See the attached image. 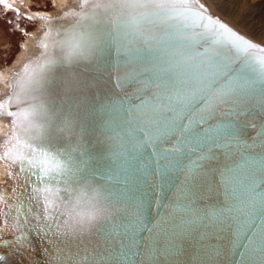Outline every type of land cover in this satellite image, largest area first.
I'll return each mask as SVG.
<instances>
[{"label": "snow or ice", "instance_id": "obj_1", "mask_svg": "<svg viewBox=\"0 0 264 264\" xmlns=\"http://www.w3.org/2000/svg\"><path fill=\"white\" fill-rule=\"evenodd\" d=\"M4 3L5 0H0V4ZM82 7L103 11L90 16L87 25L81 22L71 29L74 36L83 31L86 37L53 39L50 45L41 43L49 53L47 64L43 66L46 71L26 83L24 95L34 96L48 78L47 72L55 66L68 70L66 94L82 92L88 85L89 74L100 73L103 57L115 48L122 57L123 68L131 66L133 70L116 76L124 95H119L113 85L111 95H107L100 105L104 119L101 122L103 139L99 143L104 146L109 161L104 177L106 182L99 185L94 182L98 173L93 164L99 161H94L81 143L79 104L67 115H50L43 102L24 113H6L14 117V128L17 126L15 118H23L27 122L26 132L44 129L67 140L64 153H58L63 163L56 164L62 173L67 174L66 200L73 194L72 186L79 185L77 190L81 200L85 193H90V203L96 201L111 210L109 218L94 225L86 222L83 213L77 219L68 212L65 227L81 237L95 232L108 239L121 229V236H128V243L121 239L124 251L90 253L84 248L73 254L72 264L77 261L79 264H97V261L100 264H120V261L136 258L141 264H155L161 255L170 256L178 250L177 238L190 233L193 225L207 227L205 221L213 219L220 221L216 227L221 230L234 231L232 247L243 249L234 253L240 257V264H264V223L256 227L257 220L264 221V154L255 160H246L250 167L224 165L219 175L226 195L218 208L193 211L194 206L181 204L180 198H186L181 185L178 190L180 198L170 206L165 217L151 226L143 219L146 201L134 198L127 186L129 168L143 148L153 149L156 170L162 176L177 169L193 179L199 174V161L204 159L201 149L206 146L209 152L222 150L226 160L236 155L228 151L236 144L235 139H229L236 136L233 125L219 122L202 131L200 126L209 124L222 110L221 106H224L226 115H236L240 111L246 113L244 104L248 93L256 90L257 85H260V102L264 111V57L257 59L248 55L252 50L264 53V47L210 16L191 13L197 15L201 23H190L187 19L190 13L181 10L198 8L200 13H206L208 8L199 0H96L94 5L89 4V0H82ZM16 15L20 16V13ZM69 15L76 16L77 13ZM24 19L30 20L31 17ZM198 28L203 30L197 31ZM57 35L63 33L57 32ZM259 39L264 41V31ZM51 47L57 49L55 55L50 54ZM239 61L242 63L237 67ZM133 83L139 86L129 94L126 87ZM3 109L4 104L0 103V113ZM33 119L41 123H33ZM250 126L256 127L254 123ZM28 140H31L30 136ZM28 140L14 131L8 143L15 146L16 156L13 151H7L0 159L12 157L10 162L15 164L16 157H19L24 162L23 153L17 150L30 148ZM246 147L264 149V124L259 126L256 140ZM33 151L35 149L30 148V152ZM197 152L200 156L191 159ZM33 162L27 161L29 164ZM142 171L146 173L143 181L147 183L153 171L148 166ZM145 231L151 233L148 240L144 241L142 237L138 240L137 237ZM207 235L203 233L201 238ZM24 238L21 236L13 242L14 250L22 247ZM0 247L8 248L9 245L3 242ZM5 260L6 256L0 255V264Z\"/></svg>", "mask_w": 264, "mask_h": 264}, {"label": "water", "instance_id": "obj_2", "mask_svg": "<svg viewBox=\"0 0 264 264\" xmlns=\"http://www.w3.org/2000/svg\"><path fill=\"white\" fill-rule=\"evenodd\" d=\"M96 0H89V4L94 5ZM199 3L204 4L202 0ZM206 13H200L198 8L181 10L188 11L190 15L187 17L190 23L200 24L197 15L210 16L212 19H219L222 23L231 27L239 35H243L252 43H256L259 47H264V44L258 43L243 34L235 27L214 15L209 7ZM103 10H97L94 7L70 8L62 16L46 17V31L40 39L41 43L50 45L53 39H79L86 37V33L81 31L78 36L71 33V29L77 23H89V17L94 13ZM76 12V16H70L69 13ZM185 19V17H181ZM206 23V21L204 22ZM203 29L198 28L197 31ZM57 32L63 35H57ZM51 33V36H49ZM48 37V39H45ZM37 57L27 62L12 78V90L8 97L0 103L4 104L2 115L7 112L24 113L31 110V107L41 102L45 103L49 109V114L59 113L67 115L68 111L79 104V112L82 117V122L78 127V131L82 136L81 143L87 149L90 157L94 158L93 166L97 170V177L94 182L97 185L105 183V174L109 161L106 159L104 146L99 143L103 139L101 136V122L104 119L100 105L101 101L107 95H111L113 85L119 95L123 96L124 92L120 90V81L116 80L117 74H124L132 71V67L123 68L122 57H120L115 48H112L103 57L102 68L100 73H91L88 77V85L84 90L66 94L65 80L67 69L62 66H55L51 71L47 72L48 78L43 81V87L39 88L34 96H25L24 87L26 83L39 77L46 69L47 55L43 48ZM57 49L50 48V54L55 55ZM248 55L257 59L264 57V53L252 50ZM242 61L237 63L240 66ZM257 68L259 65H256ZM27 69V71H26ZM111 76V79L109 77ZM139 85L133 83L126 87V91L131 94ZM260 85H257L256 90L248 93V99L244 104L247 110L240 111L236 115H226L224 106H221V111L209 124L201 125V131L211 125H217L219 122L234 126L236 132V144L230 148L229 152L236 153L231 159L226 160L222 150H212L209 152L207 146L201 151L204 153V159L199 161L197 169L198 175L195 179L187 176L186 172H180L177 169H172L169 174L162 176L160 171H157V165L154 163L153 149L151 147L143 148L140 151L136 160H133L127 174L128 187L131 189L134 198H143L146 203L144 206V221L148 226L161 220L168 213L170 206L180 198L179 189L184 186V197L180 198V203L183 205H192L193 211L199 209H215L221 206L225 199L224 185L221 183L220 170L225 164H230L235 168L238 164L250 167L246 164V160L251 161L259 158V155L264 154V149L259 147L249 149L246 146L251 145L257 138L259 126L264 124V111H262L260 102ZM12 104L9 105V101ZM136 103V101H133ZM67 110V111H65ZM12 120L14 117H10ZM17 126L11 129V134L4 141V145L0 149V157L7 151H13L14 145L8 143L12 140V133L15 131L18 136L24 140H28L30 148L18 149L24 155V162L16 157V163L12 164L8 160L2 159L10 166L11 175L14 179L13 188L2 186L1 199L4 203L2 210V224L0 225V243L7 242L9 247H0V255H5L6 260L3 264H72L74 259L73 254L77 250L83 251L84 248L91 252H103L105 254H116L124 251L121 245V239L124 243H128V236H121L122 229L114 233V236L105 239L103 236L97 235L95 232L87 236H79L71 229L65 227V222L69 217L66 215L69 209L76 208L79 213H86L88 206L82 202L77 204L80 199V192L77 190L80 186H72L73 194L66 200L64 189L69 187L67 174L62 173L56 166L57 163H63L58 153H64L68 143L64 138L50 134L49 131L33 129L26 132L27 122L23 118H15ZM60 117L56 120L59 122ZM33 123H41L37 119H33ZM187 123V121H185ZM254 123L256 127L250 126ZM167 147V145H165ZM13 156L16 152L13 151ZM200 156V152L195 153L191 159L195 160ZM28 160H33L32 164L27 163ZM190 161H186L189 163ZM43 165V167H42ZM150 167L153 175L148 178V182L144 183L143 177L146 174L142 171L144 167ZM15 173V176L13 175ZM123 187L124 184L122 183ZM86 194V193H85ZM84 194L83 199L88 197ZM239 191H237V196ZM71 200V204H69ZM183 211H187L184 209ZM207 227L193 225L190 233L177 238L178 250L170 255H161L155 261V264H240V257L235 255L236 251L243 249H234L232 247L235 238L234 231L221 230L216 225L220 224L219 220H206ZM264 221L257 220L256 227L258 228ZM49 225H54L50 229ZM47 229L45 232L44 230ZM203 233H208L204 238ZM129 235L131 233L129 232ZM150 232L141 233L144 241H147ZM24 236L22 247L16 251L14 241L17 238ZM76 264H79L77 261ZM100 264V261H97ZM120 264H141V261L136 258L132 260L120 261Z\"/></svg>", "mask_w": 264, "mask_h": 264}, {"label": "bare ground", "instance_id": "obj_3", "mask_svg": "<svg viewBox=\"0 0 264 264\" xmlns=\"http://www.w3.org/2000/svg\"><path fill=\"white\" fill-rule=\"evenodd\" d=\"M55 6L54 12L45 11H26L24 17H31L29 21L37 23V29L32 33H29L26 42L22 43V50L17 60L13 65L6 69L0 70V87L4 88L2 95L0 96V102L8 97L12 90V78L13 76L24 67L28 61L37 57L43 52L40 46V39L46 31L45 18L46 17H59L62 16L70 8H80L82 6V0H51ZM203 1V0H202ZM17 0H14L15 5L9 4L10 8L17 11L19 7ZM27 4H31V0H26ZM212 13L213 10L208 3H205ZM232 6H219L218 11L236 26L232 25L231 22L220 17L240 32L241 29L246 30L253 36L250 37L254 41L260 37L262 31H264V0L256 1L253 3L251 0H233L231 1ZM9 8V7H7ZM21 13V9L19 11ZM239 28V29H238ZM244 34V32H242ZM246 35V34H245ZM257 42V41H256ZM259 43V42H258ZM13 120L10 117H6L0 113V149L4 145V141L11 134L13 128ZM14 179L11 175L10 166L0 159V195L2 192V186H7L10 189L13 188ZM4 208V203L0 197V225L2 224L1 213Z\"/></svg>", "mask_w": 264, "mask_h": 264}, {"label": "rangeland", "instance_id": "obj_4", "mask_svg": "<svg viewBox=\"0 0 264 264\" xmlns=\"http://www.w3.org/2000/svg\"><path fill=\"white\" fill-rule=\"evenodd\" d=\"M20 8L17 11L13 8H7L5 5L14 4V0H5L4 4H0V70L6 69L7 67L14 64L22 50V43L26 42L29 33H32L37 29V23L31 22L28 19H24L26 11H47L54 12L55 6L51 0H31V4H27L26 0H17ZM208 3L213 14L225 18L231 22L232 25L236 26L228 18L224 17L219 11V6L231 5L233 0H203ZM254 2L260 0H251ZM20 16L16 13L20 11ZM239 29V28H238ZM244 34L253 38L246 30L241 29ZM254 39V38H253ZM256 41L264 44L259 38ZM4 88L0 87V96L2 95Z\"/></svg>", "mask_w": 264, "mask_h": 264}, {"label": "clouds", "instance_id": "obj_5", "mask_svg": "<svg viewBox=\"0 0 264 264\" xmlns=\"http://www.w3.org/2000/svg\"><path fill=\"white\" fill-rule=\"evenodd\" d=\"M88 198L87 199H82V201H79L77 204H80L81 202L88 206V211L84 213L86 222L89 225H94L95 223L109 218L111 215V210L110 209H105L104 205L102 203H97L96 201H92L91 203L89 202V197L90 193L85 194ZM69 212L71 214H74L76 218H79V212L76 211L75 207H72L69 209Z\"/></svg>", "mask_w": 264, "mask_h": 264}, {"label": "flooded vegetation", "instance_id": "obj_6", "mask_svg": "<svg viewBox=\"0 0 264 264\" xmlns=\"http://www.w3.org/2000/svg\"><path fill=\"white\" fill-rule=\"evenodd\" d=\"M19 12V11H18ZM20 13V12H19Z\"/></svg>", "mask_w": 264, "mask_h": 264}]
</instances>
